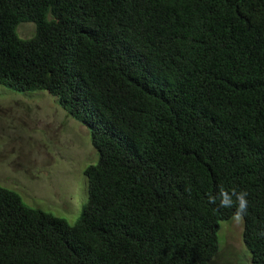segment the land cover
<instances>
[{
    "label": "trees",
    "instance_id": "16d2710c",
    "mask_svg": "<svg viewBox=\"0 0 264 264\" xmlns=\"http://www.w3.org/2000/svg\"><path fill=\"white\" fill-rule=\"evenodd\" d=\"M0 87L56 98L99 155L73 226L0 186V264H216L233 190L264 264V0H0Z\"/></svg>",
    "mask_w": 264,
    "mask_h": 264
},
{
    "label": "rangeland",
    "instance_id": "374dc122",
    "mask_svg": "<svg viewBox=\"0 0 264 264\" xmlns=\"http://www.w3.org/2000/svg\"><path fill=\"white\" fill-rule=\"evenodd\" d=\"M35 24H22L24 40ZM88 128L46 92L16 93L0 87V186L34 209L75 225L86 203L85 169L98 162ZM244 221L222 222L216 264H252L243 241Z\"/></svg>",
    "mask_w": 264,
    "mask_h": 264
},
{
    "label": "clouds",
    "instance_id": "9594fccd",
    "mask_svg": "<svg viewBox=\"0 0 264 264\" xmlns=\"http://www.w3.org/2000/svg\"><path fill=\"white\" fill-rule=\"evenodd\" d=\"M247 196L248 193L246 191L236 192L233 190L231 193L227 191H221L219 194L218 210L235 208L232 219L235 221H239L247 211ZM209 200L210 203L216 204L217 197H209Z\"/></svg>",
    "mask_w": 264,
    "mask_h": 264
}]
</instances>
